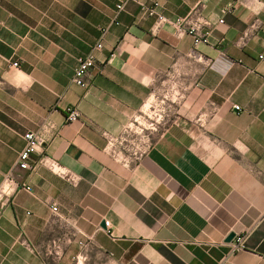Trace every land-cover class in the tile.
<instances>
[{
	"label": "crops",
	"instance_id": "obj_1",
	"mask_svg": "<svg viewBox=\"0 0 264 264\" xmlns=\"http://www.w3.org/2000/svg\"><path fill=\"white\" fill-rule=\"evenodd\" d=\"M123 1L0 0V189L11 195L0 264H264V0H137L117 12ZM153 2L208 42L194 52L173 24L155 31L141 9ZM99 43L82 88L79 60ZM170 87L181 98L148 132L146 155L115 158L104 134L122 136ZM69 106L79 121L67 122ZM28 132L45 143L23 171Z\"/></svg>",
	"mask_w": 264,
	"mask_h": 264
},
{
	"label": "built area",
	"instance_id": "obj_2",
	"mask_svg": "<svg viewBox=\"0 0 264 264\" xmlns=\"http://www.w3.org/2000/svg\"><path fill=\"white\" fill-rule=\"evenodd\" d=\"M127 1H137V0H125L117 5V12H121L125 8ZM142 12L149 18H155L154 30L159 31L166 24H173L176 28V31L179 35L188 34L194 40V52H197L198 48L208 42L209 33H204L201 30V27L196 24H191L189 20H176L175 22H170L169 19L161 12L160 4L158 2H153L151 4H141ZM106 32V31H105ZM102 48V43L97 44V46L92 50V52L79 60V65L73 76V82L82 87L87 88L89 86L88 76L91 69L96 65L95 50H100ZM264 55L260 56V59H263ZM15 67H18V63L13 64ZM165 99L168 100L166 103L165 100H162L159 104L156 102L150 101L146 104L145 108L148 106L146 111H149V114L145 111L143 112V119H146L148 125L140 129V132L136 136L132 135L130 131L132 128L129 126L125 129L124 133L120 137H112L109 134L105 133L104 136L107 139V149L109 152L117 159H120L123 163L129 164L132 161L141 160L148 150L151 147L152 139L148 132L157 130L162 124H165L167 117L171 111V103L177 101L181 98L180 92L174 87H170L165 91ZM213 106L215 110L216 106ZM235 110H240L239 106H234ZM145 110V109H144ZM67 117L66 120L68 123H74L80 120L81 114L79 110L74 106H69L66 110ZM155 113V118L152 117V114ZM139 123V121L137 122ZM26 144L23 151L19 154L18 162L16 169L23 171L34 169L31 163V156L34 153H37L44 145L45 139L39 134L33 132H28L24 135ZM41 165L47 167L53 173L58 174L61 177H68V173L63 170L60 164L52 159L44 158L39 162ZM72 182L76 181V178L71 179ZM23 189L30 191L31 187L23 185ZM10 192L7 187H2L0 189V216L3 213L5 207L8 205ZM53 213L59 211L58 206L53 205L51 207ZM106 226H110V222H106ZM244 238L237 237L236 243L233 247V251H239L243 248ZM83 246V242L80 243ZM56 250L59 248L58 244L55 245Z\"/></svg>",
	"mask_w": 264,
	"mask_h": 264
},
{
	"label": "rangeland",
	"instance_id": "obj_3",
	"mask_svg": "<svg viewBox=\"0 0 264 264\" xmlns=\"http://www.w3.org/2000/svg\"><path fill=\"white\" fill-rule=\"evenodd\" d=\"M165 92H161V93H158L155 97L152 98L151 101H155L156 104H159L162 100H165L166 103L168 102V100L165 99ZM148 108V106L145 108V112L149 114V111H146ZM152 117L155 118V113L152 114ZM147 120L146 119H143V118H140L139 119V123H134L131 125V128H132V131H130V133L134 136L137 135L138 132H140V129L141 128H144V126H147L148 123L146 122Z\"/></svg>",
	"mask_w": 264,
	"mask_h": 264
},
{
	"label": "water",
	"instance_id": "obj_4",
	"mask_svg": "<svg viewBox=\"0 0 264 264\" xmlns=\"http://www.w3.org/2000/svg\"><path fill=\"white\" fill-rule=\"evenodd\" d=\"M236 237V234L235 233H231L229 234V236L227 237V242H232Z\"/></svg>",
	"mask_w": 264,
	"mask_h": 264
}]
</instances>
